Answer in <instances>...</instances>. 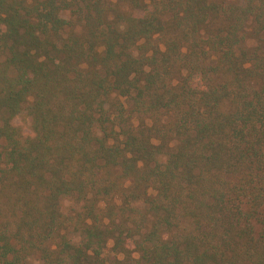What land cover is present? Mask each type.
Masks as SVG:
<instances>
[{
	"label": "trees",
	"instance_id": "1",
	"mask_svg": "<svg viewBox=\"0 0 264 264\" xmlns=\"http://www.w3.org/2000/svg\"><path fill=\"white\" fill-rule=\"evenodd\" d=\"M0 264H264V0H0Z\"/></svg>",
	"mask_w": 264,
	"mask_h": 264
},
{
	"label": "rangeland",
	"instance_id": "2",
	"mask_svg": "<svg viewBox=\"0 0 264 264\" xmlns=\"http://www.w3.org/2000/svg\"><path fill=\"white\" fill-rule=\"evenodd\" d=\"M26 122L27 121H25V119H24V122H23V126L24 127H28L29 123H27V125H26ZM72 206L73 205H72V202H71L70 199H68V198L62 199V201H61V210H62L63 213L68 214L70 212V210L72 209Z\"/></svg>",
	"mask_w": 264,
	"mask_h": 264
}]
</instances>
